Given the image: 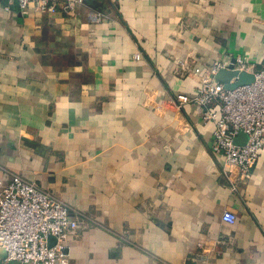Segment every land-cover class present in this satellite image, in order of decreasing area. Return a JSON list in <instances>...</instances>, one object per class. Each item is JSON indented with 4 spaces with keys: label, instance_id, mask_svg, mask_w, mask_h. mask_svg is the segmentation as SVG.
<instances>
[{
    "label": "crops",
    "instance_id": "1",
    "mask_svg": "<svg viewBox=\"0 0 264 264\" xmlns=\"http://www.w3.org/2000/svg\"><path fill=\"white\" fill-rule=\"evenodd\" d=\"M94 2L0 4V191L20 175L81 216L70 264H264V150L227 178L214 125L173 103L195 67L262 69L264 0Z\"/></svg>",
    "mask_w": 264,
    "mask_h": 264
},
{
    "label": "built area",
    "instance_id": "2",
    "mask_svg": "<svg viewBox=\"0 0 264 264\" xmlns=\"http://www.w3.org/2000/svg\"><path fill=\"white\" fill-rule=\"evenodd\" d=\"M87 0H0V4H18L21 11L34 9L41 14L74 15ZM95 23L104 21L102 14H89ZM234 61V62H233ZM253 74L252 83L228 90L215 81L222 70ZM187 77H198L195 96L176 95L173 103L183 108L196 104L201 109V121L214 125L213 154L224 161V174L238 171L241 182L252 178L260 152L264 150V65L254 68L242 56L216 61L207 70L195 67ZM238 82V78L231 84ZM241 134L244 144H237ZM0 191V249L6 258L0 264H70L71 243L83 221L63 200L20 175H11ZM232 212L223 214V221L234 224ZM50 238L54 239L51 244Z\"/></svg>",
    "mask_w": 264,
    "mask_h": 264
},
{
    "label": "water",
    "instance_id": "3",
    "mask_svg": "<svg viewBox=\"0 0 264 264\" xmlns=\"http://www.w3.org/2000/svg\"><path fill=\"white\" fill-rule=\"evenodd\" d=\"M86 3L90 5H95L94 0H87ZM234 62V61H233ZM235 78H238V82L231 84V81ZM254 80V76L248 73H239L237 71H233L232 67L231 70H222L218 75L215 77V81L218 83H222L226 86L228 90L235 89L238 86H244L247 84L252 83ZM247 140V136L245 134H241L239 138L236 140L237 144H244ZM51 244L54 242L53 238H50ZM0 258L5 259L6 253L4 250L0 249Z\"/></svg>",
    "mask_w": 264,
    "mask_h": 264
}]
</instances>
